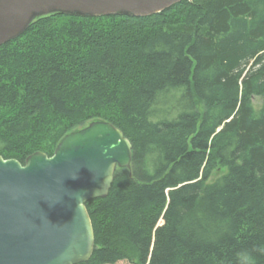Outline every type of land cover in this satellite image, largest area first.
<instances>
[{
    "label": "trees",
    "instance_id": "obj_1",
    "mask_svg": "<svg viewBox=\"0 0 264 264\" xmlns=\"http://www.w3.org/2000/svg\"><path fill=\"white\" fill-rule=\"evenodd\" d=\"M96 120L133 155L87 201L95 247L78 264H264V0L54 12L0 45V155L52 156Z\"/></svg>",
    "mask_w": 264,
    "mask_h": 264
},
{
    "label": "water",
    "instance_id": "obj_2",
    "mask_svg": "<svg viewBox=\"0 0 264 264\" xmlns=\"http://www.w3.org/2000/svg\"><path fill=\"white\" fill-rule=\"evenodd\" d=\"M181 1L0 0V45L54 12L144 17ZM132 155L131 140L105 120L65 135L52 156L38 151L23 164L0 155V264L88 261L95 232L86 203L108 195L117 167L130 168Z\"/></svg>",
    "mask_w": 264,
    "mask_h": 264
},
{
    "label": "rangeland",
    "instance_id": "obj_3",
    "mask_svg": "<svg viewBox=\"0 0 264 264\" xmlns=\"http://www.w3.org/2000/svg\"><path fill=\"white\" fill-rule=\"evenodd\" d=\"M48 15V14H47ZM44 16V15H43ZM38 17H41V16H38ZM38 17H36L35 19H37ZM34 19V20H35ZM254 104H255V107H256V109H259L260 108V106H261V100H260V98H256L255 97V100H254ZM224 172V169H221V170H219V171H217V172H215V173H213V175H212V180H214V179H216L221 173H223ZM115 264H136V263H134V262H132V261H130V260H122V261H119V262H117V263H115Z\"/></svg>",
    "mask_w": 264,
    "mask_h": 264
}]
</instances>
